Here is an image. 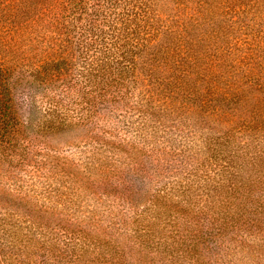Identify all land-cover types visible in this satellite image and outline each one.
<instances>
[{"label":"rangeland","instance_id":"obj_1","mask_svg":"<svg viewBox=\"0 0 264 264\" xmlns=\"http://www.w3.org/2000/svg\"><path fill=\"white\" fill-rule=\"evenodd\" d=\"M165 1L0 0L1 62L17 74L50 56L67 63L59 79L15 88L0 264H264V127L243 112L251 95L233 99L236 108L214 97L245 87L228 61L214 64L205 98L201 79L185 85L173 73L181 56L162 33L154 40L169 54L135 75L92 63L146 61L156 30L187 21ZM198 29L215 41L206 23ZM156 64L165 67L149 80L145 66Z\"/></svg>","mask_w":264,"mask_h":264},{"label":"trees","instance_id":"obj_2","mask_svg":"<svg viewBox=\"0 0 264 264\" xmlns=\"http://www.w3.org/2000/svg\"><path fill=\"white\" fill-rule=\"evenodd\" d=\"M137 1V0H135ZM146 5L148 0H142ZM243 0H166L174 9L173 15L183 14L187 21L184 25L174 21L171 11H168L172 17L173 27L171 29L156 30V34L149 39L146 44L151 51L141 59L138 53L134 55L124 56L121 58H98L92 63L100 71L103 68H108L112 72L122 74L135 75L140 64H144L147 59L159 60L158 58H166L168 50L156 42L157 34L162 33L169 38L175 49L181 56V63L175 64L172 61V71H178L186 77L185 85L192 80H200L205 88L204 98L210 90V83L213 81L214 67L221 60H226L229 63L228 69L231 70L230 75H238L240 83L237 87H242L240 90L233 91L226 97L216 94L217 100L223 101L225 104L232 103V108H236V101L246 94L251 95L254 99L253 103L248 107H242L243 112H249L251 121L255 124L260 123L264 127V0H244V7H239L235 3H240ZM171 2V3H170ZM229 12L235 14L231 17L228 23H219V15ZM136 15V13H135ZM206 23L214 34L215 41H209L208 30L199 31V27ZM232 25H237L236 34L229 38L228 33ZM225 30V35L222 33ZM199 46H208L209 51L214 50L217 53L215 60L208 55L203 56L199 53ZM166 49V50H165ZM176 50H173L172 57L176 55ZM203 57L204 67L197 63ZM82 58V57H81ZM84 60H94L93 58L84 57ZM96 62V63H95ZM90 63V64H92ZM89 64V65H90ZM180 64V65H178ZM93 65V64H92ZM86 69L87 75L92 71L93 66ZM67 66L66 58L60 56H50L38 61L36 68H33L29 74L15 73L14 68H10L8 63L0 61V162L5 150L14 146V128L20 129V124L17 121L14 112L17 110L16 104L18 97L16 96L15 88L21 86L22 83H34L37 85L47 84L48 82L61 78L60 75H65ZM144 67V66H143ZM165 65L156 64L151 70L146 69L149 80L152 76H160L159 71L163 70ZM160 68V70H159ZM180 68V69H179ZM140 73V72H139ZM175 74V73H174ZM168 75H164V77ZM176 77V75H175ZM191 90H185V94H194L196 92L195 84L191 86ZM183 96L184 93H182ZM189 97V96H188ZM30 98V95L29 97ZM203 98V102H204ZM226 100V101H224ZM214 106V105H213ZM251 108V109H250Z\"/></svg>","mask_w":264,"mask_h":264}]
</instances>
